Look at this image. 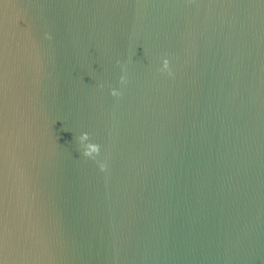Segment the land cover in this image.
<instances>
[{"label":"water","instance_id":"water-1","mask_svg":"<svg viewBox=\"0 0 264 264\" xmlns=\"http://www.w3.org/2000/svg\"><path fill=\"white\" fill-rule=\"evenodd\" d=\"M0 264H264V0H0Z\"/></svg>","mask_w":264,"mask_h":264},{"label":"clouds","instance_id":"clouds-1","mask_svg":"<svg viewBox=\"0 0 264 264\" xmlns=\"http://www.w3.org/2000/svg\"><path fill=\"white\" fill-rule=\"evenodd\" d=\"M167 69H168V61L164 60L163 61V68L161 70L163 71V70H167ZM120 82L124 83L125 82V77L121 76L120 77ZM110 94L112 96H114V97H118L120 95V92H118L117 90L113 89V90H111ZM79 139H80V141L87 140L88 139V134L87 133H82L80 135ZM98 152H99V145L94 144V143H89L85 148H83L82 155L85 156V157H88V158H94V156L96 154H98ZM99 167H100L101 171H103L104 168H105L104 164H102V163L99 165Z\"/></svg>","mask_w":264,"mask_h":264}]
</instances>
